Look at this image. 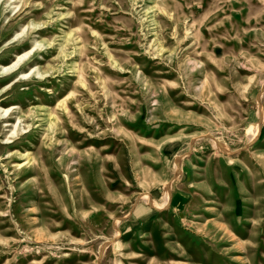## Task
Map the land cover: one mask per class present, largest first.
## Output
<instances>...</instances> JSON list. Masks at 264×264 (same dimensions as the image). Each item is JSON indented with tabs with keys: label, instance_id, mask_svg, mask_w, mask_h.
Listing matches in <instances>:
<instances>
[{
	"label": "rangeland",
	"instance_id": "374dc122",
	"mask_svg": "<svg viewBox=\"0 0 264 264\" xmlns=\"http://www.w3.org/2000/svg\"><path fill=\"white\" fill-rule=\"evenodd\" d=\"M0 264H264V0H0Z\"/></svg>",
	"mask_w": 264,
	"mask_h": 264
},
{
	"label": "bare ground",
	"instance_id": "6f19581e",
	"mask_svg": "<svg viewBox=\"0 0 264 264\" xmlns=\"http://www.w3.org/2000/svg\"><path fill=\"white\" fill-rule=\"evenodd\" d=\"M28 54H29V52H28L27 54L23 55V56H20V57L18 58V60H17L13 65H11L10 67L5 68L4 70H5V71H8V70L12 69V68L15 67V66H16L21 60H23L24 57L28 56ZM8 111H9V110L7 109L6 112H8ZM233 161H236V160H233Z\"/></svg>",
	"mask_w": 264,
	"mask_h": 264
}]
</instances>
